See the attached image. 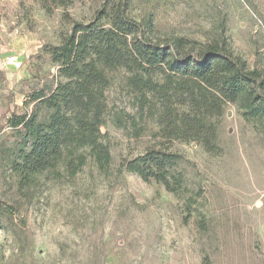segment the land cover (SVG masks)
<instances>
[{"label": "rangeland", "instance_id": "obj_1", "mask_svg": "<svg viewBox=\"0 0 264 264\" xmlns=\"http://www.w3.org/2000/svg\"><path fill=\"white\" fill-rule=\"evenodd\" d=\"M117 1L0 0V62L10 53L22 61L19 69L0 65V264H264V117L249 120L226 105L213 150L163 139L181 155L176 167L187 187L168 192L123 167L159 140L148 118L136 115L127 130L113 125L121 111H136L123 68L107 73L108 168L89 157L74 176L59 165L18 187L5 161L22 129L6 117L30 112L28 94L61 80L49 50L72 22L107 26L101 11ZM120 1L160 36L228 46L264 76V0Z\"/></svg>", "mask_w": 264, "mask_h": 264}, {"label": "trees", "instance_id": "obj_2", "mask_svg": "<svg viewBox=\"0 0 264 264\" xmlns=\"http://www.w3.org/2000/svg\"><path fill=\"white\" fill-rule=\"evenodd\" d=\"M125 9L126 2L118 0L102 10L107 26L73 21L61 43L49 50L61 80L48 93L28 94L30 112L6 117L9 127L22 129L19 147L5 161L19 188L35 185L44 172L57 173L59 165L74 176L89 157L101 171L108 168L109 145L100 128L107 73L118 68L128 73L125 85L136 111H121L123 117L114 116L113 125L127 130L138 115L155 124L153 136L159 138L123 167L168 192L187 187L176 167L181 155L164 146L163 139L198 141L213 150L226 105L242 108L249 120L264 117V76L230 47L160 36L151 21L135 20Z\"/></svg>", "mask_w": 264, "mask_h": 264}, {"label": "built area", "instance_id": "obj_3", "mask_svg": "<svg viewBox=\"0 0 264 264\" xmlns=\"http://www.w3.org/2000/svg\"><path fill=\"white\" fill-rule=\"evenodd\" d=\"M0 65L4 67L12 66L14 69H19L22 67V61L14 53H10L5 56L3 62H0Z\"/></svg>", "mask_w": 264, "mask_h": 264}, {"label": "water", "instance_id": "obj_4", "mask_svg": "<svg viewBox=\"0 0 264 264\" xmlns=\"http://www.w3.org/2000/svg\"><path fill=\"white\" fill-rule=\"evenodd\" d=\"M227 115H230V111H228ZM100 130L103 131V128L101 127Z\"/></svg>", "mask_w": 264, "mask_h": 264}]
</instances>
